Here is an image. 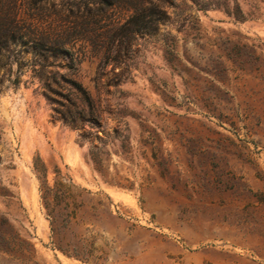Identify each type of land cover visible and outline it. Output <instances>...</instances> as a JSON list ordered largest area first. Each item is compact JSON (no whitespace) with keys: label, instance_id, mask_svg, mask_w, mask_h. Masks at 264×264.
Returning a JSON list of instances; mask_svg holds the SVG:
<instances>
[{"label":"rangeland","instance_id":"1","mask_svg":"<svg viewBox=\"0 0 264 264\" xmlns=\"http://www.w3.org/2000/svg\"><path fill=\"white\" fill-rule=\"evenodd\" d=\"M68 1L0 0L77 61L0 52V264H264V0H168L120 52L125 5L73 25ZM63 78L97 124L67 123Z\"/></svg>","mask_w":264,"mask_h":264},{"label":"trees","instance_id":"2","mask_svg":"<svg viewBox=\"0 0 264 264\" xmlns=\"http://www.w3.org/2000/svg\"><path fill=\"white\" fill-rule=\"evenodd\" d=\"M45 2L46 0H36ZM168 0H70L68 1L66 18L72 19L73 25L94 24L97 17H101L106 10L111 7L125 5L131 11L127 21L122 26V31L115 38L118 40V51L128 49L130 42L136 35H153L157 33L161 22L166 18V13L162 5ZM198 10L205 11L206 8L212 6L211 0H193ZM236 20L243 21V15L235 7L233 11H226ZM2 16V17H1ZM4 13L0 14V19L4 20L0 29V52L8 51L12 45L22 42L30 46L32 53L39 59L42 68L52 66L58 60H68L65 67L74 72L75 62L74 55L70 49L65 46L70 43L68 39H57L50 31L43 29L41 26L33 25L23 31L24 28L18 26L15 19H11ZM80 20L81 23H76ZM168 53L171 55L170 50ZM63 81L68 85L67 94L63 98L67 100L72 109L65 110V120L72 127H79L82 124H97V118L94 115L93 104L83 86L71 78H63ZM15 82H17L15 80ZM69 97H72L77 103L84 105L86 111L79 108L78 104L72 103ZM53 102L62 105L60 101L50 98ZM35 171L39 176H43V168L35 164ZM55 189V188H54ZM49 189L45 187L43 191V199L52 192V198L55 201H64L65 198L73 197L70 187H65L63 191ZM76 196H80L77 194ZM47 208V207H46ZM49 214L51 210L48 209ZM69 212L68 214H72Z\"/></svg>","mask_w":264,"mask_h":264}]
</instances>
